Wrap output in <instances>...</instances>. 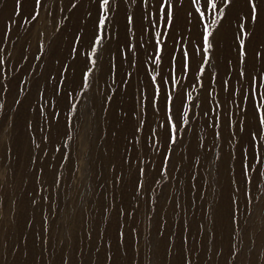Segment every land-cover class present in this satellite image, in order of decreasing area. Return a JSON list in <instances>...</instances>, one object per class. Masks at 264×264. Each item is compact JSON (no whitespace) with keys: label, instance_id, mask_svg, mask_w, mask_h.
<instances>
[{"label":"rangeland","instance_id":"374dc122","mask_svg":"<svg viewBox=\"0 0 264 264\" xmlns=\"http://www.w3.org/2000/svg\"><path fill=\"white\" fill-rule=\"evenodd\" d=\"M102 2L0 0V264H264V0Z\"/></svg>","mask_w":264,"mask_h":264},{"label":"snow or ice","instance_id":"6c2138e0","mask_svg":"<svg viewBox=\"0 0 264 264\" xmlns=\"http://www.w3.org/2000/svg\"><path fill=\"white\" fill-rule=\"evenodd\" d=\"M19 2L20 0H17V3L19 5ZM225 2H230V0H225ZM249 2H251V0H249ZM37 3H39V0H37ZM109 4H110V0H103L102 4L100 5V7L102 9H104L105 13H107L108 9H109ZM213 10H215L216 8V4L215 3H212L210 5ZM161 11L163 12L164 9H161ZM197 11H199V9H197ZM256 7L255 5H253L252 7V21L255 22L256 20ZM105 19H106V15L105 16H102L100 21H99V24L101 27L104 26V23H105ZM166 21L168 24H171L172 21H173V15H172V12L169 10L166 14ZM133 23V18L131 16L128 17V24L131 25ZM97 43H100V40L97 39L96 41ZM208 43H209V34L206 32L205 35H204V44H205V51H207V47H208ZM243 41H241V57H243L245 55L244 51H243ZM158 62V61H157ZM167 102H171V97H167ZM264 106V105H262ZM259 107L260 106H257V111H259ZM259 126L261 128H264V113H260L259 114ZM257 139V134L256 133H253L252 134V140L255 141ZM175 142V138L173 137V143ZM256 145L254 144L253 145V156H252V159L255 163H259L260 162V158H261V153L256 151ZM247 155V149H245V156ZM250 167V165H245V175H247V169Z\"/></svg>","mask_w":264,"mask_h":264}]
</instances>
